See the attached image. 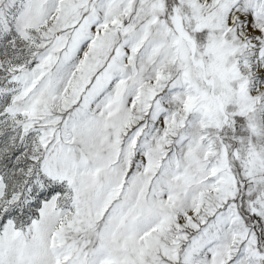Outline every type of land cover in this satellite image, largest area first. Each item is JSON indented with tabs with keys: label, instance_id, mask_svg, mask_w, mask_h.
I'll return each instance as SVG.
<instances>
[{
	"label": "snow or ice",
	"instance_id": "obj_1",
	"mask_svg": "<svg viewBox=\"0 0 264 264\" xmlns=\"http://www.w3.org/2000/svg\"><path fill=\"white\" fill-rule=\"evenodd\" d=\"M0 264H264V0H0Z\"/></svg>",
	"mask_w": 264,
	"mask_h": 264
}]
</instances>
